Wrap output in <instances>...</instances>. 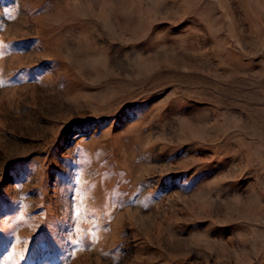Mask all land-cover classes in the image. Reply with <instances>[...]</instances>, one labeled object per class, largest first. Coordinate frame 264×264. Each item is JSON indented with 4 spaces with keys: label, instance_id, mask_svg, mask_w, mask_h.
Instances as JSON below:
<instances>
[{
    "label": "rangeland",
    "instance_id": "obj_1",
    "mask_svg": "<svg viewBox=\"0 0 264 264\" xmlns=\"http://www.w3.org/2000/svg\"><path fill=\"white\" fill-rule=\"evenodd\" d=\"M0 264H264V0H0Z\"/></svg>",
    "mask_w": 264,
    "mask_h": 264
},
{
    "label": "snow or ice",
    "instance_id": "obj_2",
    "mask_svg": "<svg viewBox=\"0 0 264 264\" xmlns=\"http://www.w3.org/2000/svg\"><path fill=\"white\" fill-rule=\"evenodd\" d=\"M73 205H75V195H73Z\"/></svg>",
    "mask_w": 264,
    "mask_h": 264
}]
</instances>
